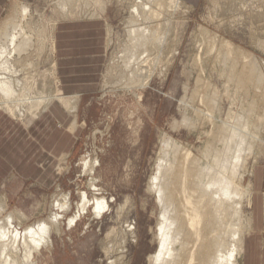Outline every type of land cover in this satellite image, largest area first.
I'll return each mask as SVG.
<instances>
[{
  "label": "rangeland",
  "instance_id": "obj_1",
  "mask_svg": "<svg viewBox=\"0 0 264 264\" xmlns=\"http://www.w3.org/2000/svg\"><path fill=\"white\" fill-rule=\"evenodd\" d=\"M1 1L0 30L7 21L21 19L20 8L28 4L29 12L24 22L34 44H31L32 49L29 47L30 52L22 53L23 63L15 62L18 70L15 77L20 81L21 90H25V85L28 87L27 91L31 92L28 97L34 100L58 98L55 95L57 76L53 74L56 71L53 38L57 23L75 17H102L108 22V51L99 83L96 90L78 104L76 111L80 129L77 139L72 142L57 133L51 134L50 126L45 125L44 170L36 171L42 169L40 158L39 163H35L39 157L36 153L40 155V143L24 137L18 146L22 143L28 148L24 158L29 161V169L22 173L23 181H18L20 175L14 172L0 189V204L4 208L0 211V221L11 213L16 220L14 226L22 220L20 230L39 219L49 218L53 212L61 215V232L53 233L52 252L46 249L37 256L39 264H151V255L159 248L156 234L160 207L155 194L148 188L157 171L164 135L182 146L187 145L194 155L202 157L208 142L219 134L223 121L228 120L231 125L236 123L238 114H245L247 121L252 122L249 127L253 133L254 153L245 155L246 165L237 174V182L244 188L251 183L254 189L261 179L264 189V85L256 82L260 70L251 72L256 59L264 76V0H181V9L164 12L163 18L150 23L154 25L151 28L159 23L158 31L164 30L169 36H160L159 50L154 45L149 46L147 56L150 59H144V75L135 71L133 76L131 71L135 68L125 67L128 57L123 54L130 46L127 26L135 0H73L67 6L68 13L58 6L59 0ZM167 21L172 26H165ZM250 57L254 60L252 64L250 60L248 63ZM29 62L31 66L26 65ZM214 99H218L217 102ZM29 106L27 103L25 107L24 118L27 114L29 118L24 119L25 122L16 120L4 110L0 116L6 115L25 129L31 128L48 109L43 112L44 106H40V110L31 111ZM184 115L191 121L186 125ZM71 144L75 146L71 155L52 153L54 150L61 152ZM85 158L98 159L93 173L85 166ZM42 174L43 180L40 179ZM83 192H87L91 200L95 196H106L109 207L96 216L92 203L87 211L81 210L76 226L70 227L69 219L79 213ZM66 198L70 210L57 208V200L65 203ZM239 199L241 205L237 203ZM236 201L243 215L239 213L238 218L237 214L236 221L241 223L239 226L245 235L254 206L253 203L250 206L246 196L237 197ZM230 210L229 222L233 220L232 208ZM226 239L230 243V239Z\"/></svg>",
  "mask_w": 264,
  "mask_h": 264
},
{
  "label": "bare ground",
  "instance_id": "obj_2",
  "mask_svg": "<svg viewBox=\"0 0 264 264\" xmlns=\"http://www.w3.org/2000/svg\"><path fill=\"white\" fill-rule=\"evenodd\" d=\"M70 1L73 0L58 1V6H60L64 13H68L70 11V8L67 7L71 4ZM27 5H22L20 8L21 19L14 20V18L12 17L13 19L7 21L0 30V112L1 110H4L6 113L12 115L16 120L18 119L21 122H25L24 119H26L28 115L27 114L26 118H24L27 110L25 109L27 103L30 104L29 107L31 111L33 109L36 111L37 109L40 110L39 107L44 106V112L45 110L50 108V105L54 100L52 99L53 97L51 98V96L44 100H34V98L32 97H28L31 93L27 91L28 87L25 85V90H21L22 87L19 85L20 81L15 77L16 75H18V70L15 67V62L23 63L24 59L21 60L22 53L28 51L30 46V48L32 49V45L34 44L31 43L32 36H29V34H27V23L25 24L24 22L29 12V7ZM181 5V0H135L130 10L131 16L129 15V24L127 26V33L130 38V46L125 48V52L123 54L124 56L126 55L128 57V63L125 67L129 68L130 66H133V68L136 69H132L133 71H131V76L135 74V71L139 75H144L145 70L143 69V64L145 61H147V59L145 58L150 59V57H148L149 54H147L149 46L154 45L156 48H158V50L161 47L162 41L160 40V36L165 35V32H163L164 30L162 28L163 26L161 27V30L163 31H158L160 28V26H158L159 23L155 24V28H151V26L153 27L154 25H150V23H154L155 20L157 21L163 18V15L165 14L162 13L164 12L177 11L181 9ZM169 16L171 17V15ZM165 23L167 24L165 25L167 27L172 26L169 25L171 23H169L168 21ZM107 36H109L108 30ZM166 36L167 35H165V37ZM164 38L162 39L165 43L166 38ZM214 38L216 39V36H214ZM53 43V50L55 53V36L53 38ZM107 44H109V39H107ZM228 46H231V44L229 45L228 43ZM227 48L229 49V47ZM235 50L237 51L236 48ZM232 51L233 49L231 50V52ZM15 57H17V59H13ZM249 60L251 63L253 57H250L248 59V63ZM254 60L253 65L251 66V72H253L252 70H255L256 72L257 70H260V72L262 73L261 69H259V65L256 59ZM151 62H153L152 64H155L154 61ZM132 63L134 64L131 65ZM231 63H233V61L230 62V64ZM245 64L247 63L245 62ZM26 65L31 66L32 64H30L29 62L26 63ZM134 65L136 66L134 67ZM226 65H228L227 62ZM53 66L56 70L55 73L53 72V74L57 76L55 61ZM246 69L247 68L245 67L244 70ZM128 70L130 71L131 69ZM246 72L248 74L249 70H247ZM240 73L242 75V71L239 72V74ZM261 73H258L257 76L259 77L255 76L257 77L256 82L257 84L259 83V85H264V76L263 74L261 75ZM253 74H249V76L251 75L250 77H254ZM55 75H53L54 78H56ZM129 75H127V77ZM136 76L137 75H135V77ZM235 76H233V78ZM128 78H130V76ZM148 78L146 76V79ZM240 79L241 77L239 78V80ZM56 84V89L59 93L60 79L58 76ZM57 92L55 95H59ZM57 99L59 101L67 103V101H65L63 97H58ZM217 100L218 99H216L215 101L214 99L213 101L217 102ZM200 112L202 113V111ZM231 112L233 113V110ZM249 113L251 114V112ZM32 114L30 117H32ZM185 115L183 117L184 124L191 122ZM257 116L260 117V115ZM229 117L232 118L231 120L233 121V117ZM27 119L29 120V118ZM236 119V123L234 122V124L232 122L233 124L231 125L228 124V120L223 121L224 124L220 128L219 134L216 135V137L212 141L210 140L211 142H208L206 148H204V152L202 151L203 154L201 153L203 155L202 157L194 155L192 153L193 150L191 151L187 147V145L185 146L183 144L184 146H182L172 137L165 135L164 137H162L161 152L157 162V171L156 174L152 176L148 188L151 193L155 194L156 201L160 207L156 234L158 237L159 248L154 254L151 255V264H240V258L238 259V257H241L243 253L244 241L248 232L243 235V231H241V228L239 226L241 223L238 224L236 221L237 214H241L242 212L239 210L240 207H238L241 200L239 199V202H237L236 199L240 196L241 198L246 196L248 197V199H250L251 189L250 185L246 186L248 188H244L239 184V181L237 182V174L241 169L245 168V155H252L254 153V145L252 141L253 133H251L249 127V124L252 122L247 121L245 114H238ZM225 124H227L226 127ZM24 125L26 124L24 123ZM195 125L193 124L194 127ZM66 159V156L62 158L63 163H65ZM91 160L85 158L83 162L85 166L90 170V172L93 173L97 165L99 164V161L98 159H95L94 161ZM62 166L63 164L57 169L54 176L58 171H60ZM243 177L244 175H242L240 179L242 180ZM91 185L94 187L96 186L95 183H91ZM89 196L87 192H83L81 194L79 213L70 217V227L76 226L77 221L81 216V210L87 211L92 203L96 216L102 214L104 210L109 207V201L106 196H93V200H91ZM65 201V203H61L57 200V202L55 203L57 208L70 210V204L67 198ZM236 202L239 204H236ZM231 208L233 211V220L230 219V221H232L229 222L227 219L231 216H227V214L231 211ZM2 210H4V208L2 207V205H0V211ZM21 214L20 216H23ZM240 214L238 215V218H240ZM248 218L249 222L247 223L249 225L247 224V226H249V228L247 229H250V216ZM14 219V215L10 213V215H8L5 220L0 221V264H39V258L37 256L42 255L44 253V250L46 249L50 250L51 253L52 248L54 247L53 233L61 232V215L57 212H53V214L49 218L39 219L25 227L23 230L19 229V224L22 223V220L21 222L19 221L20 223L18 222V225L14 226V223H16V220ZM24 219L26 221V218ZM227 237L228 239H230V243L226 242Z\"/></svg>",
  "mask_w": 264,
  "mask_h": 264
},
{
  "label": "crops",
  "instance_id": "obj_3",
  "mask_svg": "<svg viewBox=\"0 0 264 264\" xmlns=\"http://www.w3.org/2000/svg\"><path fill=\"white\" fill-rule=\"evenodd\" d=\"M1 2L0 0V5ZM107 26L108 22L102 17H75L57 23L54 30L55 62L57 76L60 79L57 96L63 97L67 103L54 99L46 113H43L31 128L26 129L15 119L6 117V115L0 116V189L5 187L14 172L20 175V179L17 178L18 181H23L22 173L29 169V161L24 158L28 154V148L23 147L22 143L18 146L24 137L26 140L32 138L33 141L40 143V155L36 153L39 157L35 163H39L40 158L42 169L36 171L44 170L45 125L50 126L51 134L57 133L61 138L70 139L72 142L77 139L80 129L77 127L79 119L76 111L78 104L86 95L96 90L99 83L108 51ZM25 134L31 136L27 137ZM74 147L72 145L61 152L57 153L54 150L52 153L71 155ZM40 179H44L43 174ZM250 189L249 202L250 206L253 203L254 207L240 264H264L263 181L259 179L254 189L250 183Z\"/></svg>",
  "mask_w": 264,
  "mask_h": 264
}]
</instances>
